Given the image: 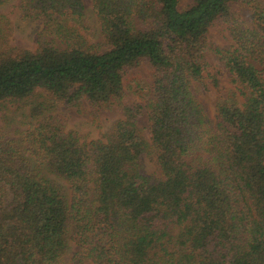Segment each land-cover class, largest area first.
<instances>
[{"label": "trees", "instance_id": "trees-1", "mask_svg": "<svg viewBox=\"0 0 264 264\" xmlns=\"http://www.w3.org/2000/svg\"><path fill=\"white\" fill-rule=\"evenodd\" d=\"M90 1L100 51L81 34L85 0H22L23 18L45 26L36 51L12 48L0 17V103L51 98L33 105L20 143L0 132V264H264V5L251 0L246 25L232 9L246 0ZM219 19L228 49L208 41ZM210 51L239 93L214 121L197 97ZM144 60V105H123L107 141L82 142L51 114L120 102ZM147 157L159 175L143 169Z\"/></svg>", "mask_w": 264, "mask_h": 264}, {"label": "rangeland", "instance_id": "rangeland-1", "mask_svg": "<svg viewBox=\"0 0 264 264\" xmlns=\"http://www.w3.org/2000/svg\"><path fill=\"white\" fill-rule=\"evenodd\" d=\"M253 1V0H252ZM264 5V0H258ZM22 0H7L0 7V17L12 24L11 34L8 35V43L12 48L36 51L39 47V35L45 30V26L25 20L20 10ZM194 0H180V8H188ZM251 0L240 4H233L232 9L238 20L243 24H250L253 16ZM86 6V29L81 30L88 46L95 50H103V41L100 26L93 10L92 2L85 0ZM53 37L50 36L49 39ZM208 41L215 49H228L232 44L231 33L223 20L219 19L210 28ZM207 71L205 80L198 85L197 97L204 106L209 117L214 121L217 116L219 102L233 99L234 94H239L232 83V77L214 51L207 54ZM153 83V69L148 61H142L135 68L128 70L124 76L125 96L118 102L113 100L108 104L95 107L84 101L75 107H67L63 104H56L51 114L65 115L67 118V131L74 133L82 142L94 140L107 141L113 132L116 124L122 119L121 107L123 105H144L139 95L141 90H148ZM51 98L43 91H37L31 98L23 101L7 100L0 103V132L8 138L20 143L31 122V110L35 103L50 101ZM54 104L52 101L50 102ZM141 133L150 139L149 123L146 111L138 123ZM142 167L149 175H159L157 166L152 157L142 161ZM48 178L58 181L68 192V184L54 175L44 172ZM78 247L71 244L67 253V260H70ZM91 264V263H90Z\"/></svg>", "mask_w": 264, "mask_h": 264}]
</instances>
